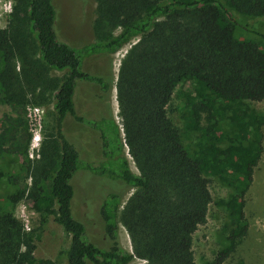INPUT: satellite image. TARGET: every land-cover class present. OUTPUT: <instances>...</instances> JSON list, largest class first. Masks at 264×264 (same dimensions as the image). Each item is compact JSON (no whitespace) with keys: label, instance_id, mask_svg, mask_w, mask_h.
Masks as SVG:
<instances>
[{"label":"trees","instance_id":"16d2710c","mask_svg":"<svg viewBox=\"0 0 264 264\" xmlns=\"http://www.w3.org/2000/svg\"><path fill=\"white\" fill-rule=\"evenodd\" d=\"M10 1L0 28V102L21 112L50 100L52 111L37 161L27 157L30 138L23 135L18 170L0 168V264H53L33 256L32 235L13 215L23 199L69 235L60 264H222L246 235L244 198L263 151L264 111L251 105L264 104V45L253 39L264 42V24L252 28L247 21L264 18V0H94V41L78 50L57 39L52 0ZM135 38L115 89L123 143L137 174L113 118L106 121L102 108L77 116L72 102L78 81L95 86L100 101L112 88L109 72L83 73L81 58L113 55ZM174 93L182 102L180 128L167 111ZM67 116L95 133L100 159L81 166L63 132ZM6 149L0 159L15 154L11 144ZM103 164L111 189L102 192L96 212L108 249L87 242L70 210L73 175L85 168L104 176ZM19 175L28 187L16 184ZM206 176L232 192L225 203L229 226L213 259L197 263L191 246L211 201ZM126 188L132 192L121 206ZM118 224L130 253L119 246Z\"/></svg>","mask_w":264,"mask_h":264},{"label":"rangeland","instance_id":"374dc122","mask_svg":"<svg viewBox=\"0 0 264 264\" xmlns=\"http://www.w3.org/2000/svg\"><path fill=\"white\" fill-rule=\"evenodd\" d=\"M55 9L54 31L57 39L73 49L78 50L83 45L94 41L91 26L95 14L94 0H52ZM7 6L11 7L10 0H0V28H4L8 21ZM248 24L252 28H257L264 24V18L249 20ZM117 29L113 30L116 34ZM258 38V37H256ZM255 39L261 45L264 42ZM136 42V38L124 45L113 55H91L81 58L80 70L83 73L95 76H109L112 78V88L110 96L106 101L94 98L98 94V89L91 85L78 81L74 90L72 102L73 110L77 116L83 115L102 108L104 119L110 121L112 118L118 127V133L122 142V152L127 159L128 167L133 174H137L134 162L127 152V147L123 143V131L119 117V108L115 84L117 80L118 68L124 54L130 46ZM109 72V73H108ZM52 76H59L51 73ZM105 78L108 80V77ZM177 91V90H176ZM175 91V92H176ZM49 99V97H47ZM182 106L176 93L167 107L169 119L180 128L179 108ZM251 108L256 111H264L263 103H253ZM52 111L50 100L39 106L27 105L24 111L15 112L8 106L0 102V135L4 138L11 137L12 155L11 162L22 160V140L23 136H29L26 154L29 160L36 162L38 159L39 144L44 126L49 123V114ZM24 126L25 133H21V126ZM17 129L18 132L16 131ZM63 132L68 140H71L78 153V159L83 166L92 164L100 159L99 141L94 132L85 125L78 123L75 119L67 116L63 123ZM10 134V135H9ZM264 136V130H263ZM9 137V138H10ZM186 138L185 136H182ZM4 144L8 146L4 140ZM114 146V145H113ZM113 146L109 148L113 152ZM104 169V176H93L85 168H80L73 175L71 186L73 188V198L70 205L71 216L84 226V234L87 242L100 249H108L109 245L105 239L102 229L101 219L98 217L97 208L101 200L102 192L109 191L111 184L107 182L108 166ZM13 171V168L11 169ZM17 184L29 186V180L22 182V176H18ZM105 177V178H103ZM211 201L208 205L206 222L198 227L193 234L191 251L197 263H203L213 259L222 245L221 235L228 229L227 209L225 203L232 196V192L219 183L217 180L206 176ZM118 188V187H117ZM132 189L122 190L121 206L131 194ZM29 205L23 199L12 208L13 215L22 222L24 230L30 232L33 238L34 252L36 259L50 260L53 264L63 262L60 252L69 245L70 237L52 217H41L30 210ZM10 209V208H9ZM11 210V209H10ZM244 216L248 223L246 235L241 239L236 251L228 257L222 264H264V137L263 151L261 159L254 169L252 185L244 198ZM117 238L120 248L126 252H131L129 237L124 228L118 224ZM138 260L130 261L126 264H138ZM86 264H93L86 262Z\"/></svg>","mask_w":264,"mask_h":264},{"label":"crops","instance_id":"0c3cea01","mask_svg":"<svg viewBox=\"0 0 264 264\" xmlns=\"http://www.w3.org/2000/svg\"><path fill=\"white\" fill-rule=\"evenodd\" d=\"M55 75H60L61 73H57V72H53ZM0 128H2L1 127V125H0ZM10 135V134H9ZM4 140L6 141V143L7 144H11V141H14L13 139L11 140L10 138H9V136L7 137V138H4L3 137V135L1 134L0 135V142L1 143H3V151L2 152H0V155L1 154H3L4 153V151L5 150H7L6 148H7V146L4 144L5 142H4ZM12 158V157H11ZM19 165H20V160H16L15 159V161H13V162H11V159L10 158H8V156L7 155H4V159H0V168H5V169H14V170H18V168H19ZM3 180H4V178H1V183H3ZM17 184V183H16ZM2 185V184H1Z\"/></svg>","mask_w":264,"mask_h":264},{"label":"built area","instance_id":"2783aa9c","mask_svg":"<svg viewBox=\"0 0 264 264\" xmlns=\"http://www.w3.org/2000/svg\"><path fill=\"white\" fill-rule=\"evenodd\" d=\"M10 10H11V7L7 6V8H6L7 13H10Z\"/></svg>","mask_w":264,"mask_h":264}]
</instances>
